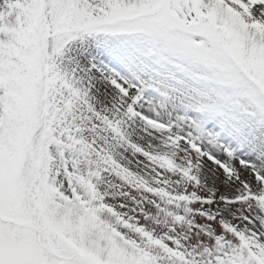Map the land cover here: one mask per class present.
Masks as SVG:
<instances>
[{
	"label": "snow or ice",
	"instance_id": "obj_1",
	"mask_svg": "<svg viewBox=\"0 0 264 264\" xmlns=\"http://www.w3.org/2000/svg\"><path fill=\"white\" fill-rule=\"evenodd\" d=\"M0 264H264V0H0Z\"/></svg>",
	"mask_w": 264,
	"mask_h": 264
}]
</instances>
